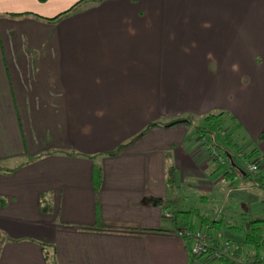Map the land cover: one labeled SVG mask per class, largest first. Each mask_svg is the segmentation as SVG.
Returning a JSON list of instances; mask_svg holds the SVG:
<instances>
[{
  "label": "crops",
  "instance_id": "0c3cea01",
  "mask_svg": "<svg viewBox=\"0 0 264 264\" xmlns=\"http://www.w3.org/2000/svg\"><path fill=\"white\" fill-rule=\"evenodd\" d=\"M218 112L263 186L207 157ZM263 196L264 0H0V264H191L206 223L243 253Z\"/></svg>",
  "mask_w": 264,
  "mask_h": 264
},
{
  "label": "built area",
  "instance_id": "2783aa9c",
  "mask_svg": "<svg viewBox=\"0 0 264 264\" xmlns=\"http://www.w3.org/2000/svg\"><path fill=\"white\" fill-rule=\"evenodd\" d=\"M221 132L218 134L220 135ZM202 137L206 155L209 159L225 163L227 169L231 166L226 161V155L219 151L212 143L213 139ZM236 156L241 158L245 172L254 173L258 170L260 165L259 157L246 159L242 156L241 151L235 152ZM230 155V154H229ZM231 156V155H230ZM228 157V156H227ZM229 158V157H228ZM231 160V159H230ZM225 198L214 202L212 204V218L216 219L220 215ZM264 203V196L262 197ZM170 214V213H169ZM168 214V215H169ZM208 223L196 228H183L181 234L189 239V253L191 264H213V260H222L223 257L229 259L228 264H259L264 261V254H244L234 253L233 248L227 241L216 242L210 238L207 232Z\"/></svg>",
  "mask_w": 264,
  "mask_h": 264
},
{
  "label": "trees",
  "instance_id": "16d2710c",
  "mask_svg": "<svg viewBox=\"0 0 264 264\" xmlns=\"http://www.w3.org/2000/svg\"><path fill=\"white\" fill-rule=\"evenodd\" d=\"M220 114L221 113L219 112L206 114L204 117V124L195 125L194 131L198 133L199 137L206 136V137H209L210 139H212V135L221 132L220 133L221 143H218L213 140H212L213 141L212 143L215 145L216 148H218L219 151L223 152L226 155V161L229 163L230 166H232V164L234 163L230 162L231 160L227 157V153H232L231 151H234V150L239 151L240 145L239 143L233 140V138L231 137V133L229 131L223 130L221 128ZM113 151H116V150H113ZM241 153H242V156L246 159L253 158V157H259V160H260V156L257 153L255 147H251L248 151H243ZM216 162L219 165L223 166V174L228 175L229 174L228 171H230L231 169L228 170L224 162L223 163L218 162V161ZM170 171H171V166L168 167V173H167L168 177H166L167 180L172 179V171L171 173ZM260 173L261 171L259 169L254 173L246 172V175L251 176L252 178L251 184H258L260 186H263V181H261L262 177ZM99 178H100V167L98 165L93 166L94 185L98 184ZM166 205L167 204H165V206ZM253 221L255 220H250L249 222L252 223ZM115 227L135 228L136 226L124 223L120 225H115ZM243 241L248 242V244L252 245V250L248 251V253L246 254L258 253V250L260 248L264 249V224L258 225V226L257 225L251 226L250 224V229L248 233L245 234ZM42 247H43V254H44V258L46 259V262L48 264H58L55 260L53 247L50 246L49 244H44L42 245ZM235 250H237V248ZM222 259H226L229 261L227 257H223Z\"/></svg>",
  "mask_w": 264,
  "mask_h": 264
},
{
  "label": "rangeland",
  "instance_id": "374dc122",
  "mask_svg": "<svg viewBox=\"0 0 264 264\" xmlns=\"http://www.w3.org/2000/svg\"><path fill=\"white\" fill-rule=\"evenodd\" d=\"M58 21H56L57 23H59V19H57ZM196 122H200V120H196ZM239 161V160H237ZM237 164H235L236 166ZM238 166V170L241 171V166L240 165H237ZM219 171H220V174L222 172V167H218ZM257 189H253V190H256L257 192L261 191L262 189L260 187H256ZM227 194H232V192H227ZM258 196L255 194V198H257ZM239 249L244 253L246 254L248 251H251L252 250V245L248 244V242H245V241H241L239 243ZM258 253L260 254H264V249L263 248H260L258 250ZM259 264H264V261L263 262H260Z\"/></svg>",
  "mask_w": 264,
  "mask_h": 264
},
{
  "label": "water",
  "instance_id": "95a60500",
  "mask_svg": "<svg viewBox=\"0 0 264 264\" xmlns=\"http://www.w3.org/2000/svg\"><path fill=\"white\" fill-rule=\"evenodd\" d=\"M227 156L229 157L230 155L227 153ZM229 159H231V158L229 157Z\"/></svg>",
  "mask_w": 264,
  "mask_h": 264
}]
</instances>
